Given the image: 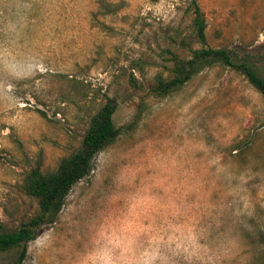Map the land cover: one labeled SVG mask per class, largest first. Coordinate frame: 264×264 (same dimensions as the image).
Masks as SVG:
<instances>
[{"label": "rangeland", "instance_id": "obj_1", "mask_svg": "<svg viewBox=\"0 0 264 264\" xmlns=\"http://www.w3.org/2000/svg\"><path fill=\"white\" fill-rule=\"evenodd\" d=\"M190 1L0 0V228L38 213L27 173L56 170L108 97L120 130L22 264H264L261 94L221 63L152 90L201 47ZM196 1L205 46L264 77V0Z\"/></svg>", "mask_w": 264, "mask_h": 264}, {"label": "trees", "instance_id": "obj_2", "mask_svg": "<svg viewBox=\"0 0 264 264\" xmlns=\"http://www.w3.org/2000/svg\"><path fill=\"white\" fill-rule=\"evenodd\" d=\"M190 6L193 13L194 35L201 47L192 49L188 59L175 58L173 76L168 80H158L152 88L153 92L157 95H166L185 84L201 68L213 63H221L243 74L261 94L264 102V77L254 66L238 58L231 50L205 46L204 14L196 0H191ZM115 109L114 99L108 97L91 117L80 147L62 157L56 170L42 173L38 167H35L27 173L24 190L26 194L37 200L39 211L17 229L7 231L0 228V253L18 248L13 264L23 263L28 242L36 237L42 225L52 223L56 219L72 186L90 174L96 154L118 137L120 130L113 121Z\"/></svg>", "mask_w": 264, "mask_h": 264}]
</instances>
